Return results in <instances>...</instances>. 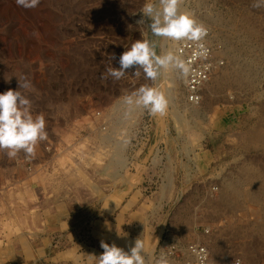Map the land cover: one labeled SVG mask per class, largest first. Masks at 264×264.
<instances>
[{"label":"rangeland","instance_id":"rangeland-1","mask_svg":"<svg viewBox=\"0 0 264 264\" xmlns=\"http://www.w3.org/2000/svg\"><path fill=\"white\" fill-rule=\"evenodd\" d=\"M146 2L0 0V92L18 90V77L31 81L25 94L48 132L34 157L0 150V264H99L101 241L128 251L137 239L151 264L161 253L197 264V245L209 264H264V144L253 138L264 133V7L180 0L181 12L211 29L226 59L219 70L230 72L194 118L176 70L155 81L135 69L102 76L136 40L154 41L158 55L172 47L138 23ZM143 85L166 94L164 114L125 103ZM229 183L239 196L225 199ZM8 234L14 246L4 245Z\"/></svg>","mask_w":264,"mask_h":264},{"label":"clouds","instance_id":"clouds-1","mask_svg":"<svg viewBox=\"0 0 264 264\" xmlns=\"http://www.w3.org/2000/svg\"><path fill=\"white\" fill-rule=\"evenodd\" d=\"M39 3L40 0H17V4L24 8H35ZM252 6L264 7V0H252ZM141 12L143 17L138 23H147L153 36L171 41L172 47L158 55L154 41L136 40L120 55V67L107 68L103 78L120 80L128 69H135L133 75L137 77L142 71L145 78L152 81L160 76L162 70L169 69L187 77L196 60L208 58L209 49L204 43L207 29L196 21L191 12L180 11V0H147ZM188 42L193 48L191 58L186 60L184 48L177 45ZM21 80L18 77V90L9 88L0 92V150H7L10 159L21 152L25 157H34L40 142L48 138L44 114L34 115L32 100L25 94L35 91V88L31 81ZM125 103L142 107L153 115L164 114L169 106L165 93L147 85L126 96ZM101 247L103 252L98 257L99 264H151L141 239H137L128 251L103 241ZM192 251L200 258L195 248ZM155 264H171V261L161 253Z\"/></svg>","mask_w":264,"mask_h":264},{"label":"built area","instance_id":"built-area-1","mask_svg":"<svg viewBox=\"0 0 264 264\" xmlns=\"http://www.w3.org/2000/svg\"><path fill=\"white\" fill-rule=\"evenodd\" d=\"M205 28L207 29V36L205 37L204 43L209 49V56L207 59H198L192 64V71L187 76V83L185 84L186 100L196 106L201 105L204 101V87L206 82L209 81L215 72L221 69L226 62L225 57L222 56L221 53L220 55L217 54L218 49L215 48L212 43L211 29L209 27ZM177 46L184 48V58L186 60L191 58L193 45L190 42ZM193 248L200 254V258L195 255L198 261L197 264H208V258L207 256L203 258V253L208 254L209 250L203 245L193 246L191 247V251ZM223 264L243 263L240 259L235 258Z\"/></svg>","mask_w":264,"mask_h":264},{"label":"bare ground","instance_id":"bare-ground-1","mask_svg":"<svg viewBox=\"0 0 264 264\" xmlns=\"http://www.w3.org/2000/svg\"><path fill=\"white\" fill-rule=\"evenodd\" d=\"M220 51H222V49L221 50H218L217 51V54L218 55H220ZM243 51V50H242ZM234 58V57H233ZM250 60H252V59H250ZM259 64V63H258ZM237 65H238V67H239V64H238V61H237ZM240 66H242V65H240ZM232 68V67H231ZM235 68H237V66L235 67ZM248 73V72H247ZM230 74V72H229V70H224V71H220V70H217L216 72H215V74L212 76V78L209 80V81H207L206 82V84H205V87H204V95H207V96H212V94H213V92H214V89L215 88H217L224 80H225V78L226 77H228V75ZM251 74V73H250ZM232 75V74H231ZM184 77V76H183ZM242 77H236V79L238 80V81H242V79H241ZM184 79H185V84L187 83V77H184ZM229 82V81H228ZM186 93V92H185ZM187 102L185 103V113L187 112V114H190V115H192V116H194V118H195V116H197V115H199V112H200V109L201 108H199L200 107V105H199V107L198 106H196V105H193V104H191L188 100H186ZM202 107V106H201ZM135 108H136V106H135ZM117 110V109H116ZM137 114V113H136ZM191 116V117H192ZM125 117V116H124ZM127 118V117H126ZM182 118V117H181ZM193 118V117H192ZM195 120V119H194ZM120 122V121H119ZM200 122V121H199ZM117 123V122H116ZM134 123V122H133ZM113 124H115V123H113ZM127 127V126H126ZM200 127V126H199ZM110 129V128H109ZM121 129V128H120ZM196 129V128H195ZM197 130V129H196ZM259 130V129H258ZM191 131V130H190ZM198 131V130H197ZM193 133V132H192ZM190 134V133H189ZM197 134V133H196ZM196 134H195V136H196ZM195 136H193V137H195ZM102 137L104 138V139H107V140H110V137H109V135H106V134H104V135H102ZM197 137V136H196ZM190 138H192V137H190ZM253 138L257 141V142H260V143H263L264 144V133L262 132H260V131H257L256 133H254V136H253ZM190 141H191V139H189ZM246 141V140H245ZM102 143V142H101ZM112 143H113V141H112ZM110 146V145H109ZM252 147V146H251ZM123 151V150H122ZM117 153H119V151L117 152ZM119 155V154H118ZM120 155H122V154H120ZM115 156H117V155H115ZM123 157V156H122ZM124 158V157H123ZM114 161V160H113ZM122 161V160H121ZM121 161H119L118 160V163L119 162H121ZM121 168H122V166H121ZM246 168V167H245ZM242 171H244V169L242 170ZM244 173V175H245V177H247V180L249 181V182H254V183H257L258 182V174L256 175L255 174V171H254V173H253V171H251L249 168H246L245 169V171L243 172ZM264 184V183H263ZM237 183L235 184V183H229L228 184V186H227V191H228V193H229V191H232V192H234V194L233 195H227L228 193L226 192L225 193V195L223 196L225 199L226 198H231L232 196H235V194H236V196H239V194H238V192H237ZM231 192V193H232ZM253 192H251V193H249V196L251 197L252 196V199H254L255 197H256V194H252ZM261 195V194H260ZM228 198V199H229ZM234 199V198H233ZM251 199V200H252ZM257 207V206H256ZM255 208V207H254ZM260 218V217H259ZM240 251V250H239ZM240 252H242V255H241V257H246L247 256V254H246V252L243 250V251H240ZM239 253V252H238ZM206 256H207V258H208V264H209V262H210V260H211V257H210V253H209V251H208V254H204L203 253V258H206ZM252 260V259H251Z\"/></svg>","mask_w":264,"mask_h":264},{"label":"crops","instance_id":"crops-1","mask_svg":"<svg viewBox=\"0 0 264 264\" xmlns=\"http://www.w3.org/2000/svg\"><path fill=\"white\" fill-rule=\"evenodd\" d=\"M52 216L53 217H51V218H56L57 220V222L59 223V224H63V214L61 213V212H58V211H55L53 214H52ZM50 234H52V233H49V235ZM10 237V238H9ZM14 234H8L7 236H6V240H4V245H7L8 243H11L12 244V246H14ZM10 239H12V240H10ZM5 242H6V244H5ZM44 245H47V243H45ZM48 246V245H47ZM46 246V247H47Z\"/></svg>","mask_w":264,"mask_h":264}]
</instances>
